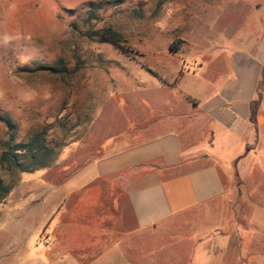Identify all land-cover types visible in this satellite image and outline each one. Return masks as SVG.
<instances>
[{
    "label": "rangeland",
    "instance_id": "374dc122",
    "mask_svg": "<svg viewBox=\"0 0 264 264\" xmlns=\"http://www.w3.org/2000/svg\"><path fill=\"white\" fill-rule=\"evenodd\" d=\"M104 1L0 0V151L4 118L16 124L18 140L44 131L58 150L47 167L32 173L0 168L11 186L0 202V264H128L117 258V245L91 229L87 201L70 204L75 195L93 203L90 189L68 192L73 173L178 110L181 93L198 96L223 83L220 71L234 54L257 59V91L264 94V0ZM92 3L100 9L87 22ZM105 28L118 34L127 53L99 40ZM261 131L241 162L245 181L234 176L227 156L217 161L226 189L244 185L264 205ZM224 199L231 229L254 227L246 235L236 231L246 252H264V211L255 206L251 212L240 195L238 204L248 208L231 212L227 194ZM162 238L141 244L140 251H154Z\"/></svg>",
    "mask_w": 264,
    "mask_h": 264
},
{
    "label": "crops",
    "instance_id": "0c3cea01",
    "mask_svg": "<svg viewBox=\"0 0 264 264\" xmlns=\"http://www.w3.org/2000/svg\"><path fill=\"white\" fill-rule=\"evenodd\" d=\"M259 70L256 58L234 54L220 71L226 76L223 83L207 87L198 96L181 93L178 110L170 109L131 142L126 138L117 151L73 173L66 189L69 193L90 189L93 203L75 195L70 204L87 201V211L94 218L89 220L91 229L118 246L117 258H127L128 264L145 260L152 264L160 258L166 264L264 261V252L247 253L245 238L243 245L238 239L237 229L246 235L254 227L231 229L225 220L224 196L228 195L231 212L248 207L251 212L257 207L264 211V205L251 199L256 194L244 185L226 189L217 161L227 156L237 173L234 176L245 181L241 162L250 157L264 128ZM212 79L207 80L208 86ZM240 195L250 202L244 209L238 204ZM164 236L170 238L167 244ZM157 237L162 241L154 244ZM152 242L154 251H140L141 244Z\"/></svg>",
    "mask_w": 264,
    "mask_h": 264
},
{
    "label": "trees",
    "instance_id": "16d2710c",
    "mask_svg": "<svg viewBox=\"0 0 264 264\" xmlns=\"http://www.w3.org/2000/svg\"><path fill=\"white\" fill-rule=\"evenodd\" d=\"M120 3L121 0H107L103 2V5L116 6ZM99 9V4L92 3L89 10H87L86 21L90 22L92 19H95V12ZM99 40L113 45L122 53L128 52L126 47L121 44L118 34L111 28L103 29ZM41 69L54 71L52 68L47 67H41ZM2 121L6 129L0 151L1 169L20 173H32L47 167L58 154V150L46 140L44 131L36 132L26 140H18L16 124L6 118L2 119ZM10 189L11 186L4 184L0 178V202L7 196Z\"/></svg>",
    "mask_w": 264,
    "mask_h": 264
}]
</instances>
